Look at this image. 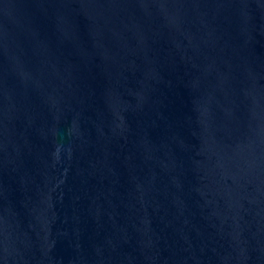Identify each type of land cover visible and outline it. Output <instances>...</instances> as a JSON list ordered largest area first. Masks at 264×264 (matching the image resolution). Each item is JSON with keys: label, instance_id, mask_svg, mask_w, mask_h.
Returning a JSON list of instances; mask_svg holds the SVG:
<instances>
[{"label": "water", "instance_id": "95a60500", "mask_svg": "<svg viewBox=\"0 0 264 264\" xmlns=\"http://www.w3.org/2000/svg\"><path fill=\"white\" fill-rule=\"evenodd\" d=\"M0 264H264V0H0Z\"/></svg>", "mask_w": 264, "mask_h": 264}]
</instances>
